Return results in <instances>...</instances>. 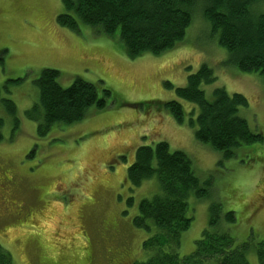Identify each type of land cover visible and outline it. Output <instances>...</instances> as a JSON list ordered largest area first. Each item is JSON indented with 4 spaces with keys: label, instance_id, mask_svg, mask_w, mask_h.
Listing matches in <instances>:
<instances>
[{
    "label": "rangeland",
    "instance_id": "374dc122",
    "mask_svg": "<svg viewBox=\"0 0 264 264\" xmlns=\"http://www.w3.org/2000/svg\"><path fill=\"white\" fill-rule=\"evenodd\" d=\"M200 6H193L182 42L158 55L129 58L117 33L104 35L80 20L77 30L60 26L61 0H0V244L14 264L144 260L146 235L131 219L157 182L132 188L125 177L136 148L160 140L184 151L200 179L209 182L207 197L188 198L192 219L179 255L194 250L211 200L221 213L233 211L229 232L235 241L264 238V75L228 63ZM202 64L216 75L214 83L203 85L206 98L218 86L243 94L248 106L239 114L251 130L262 132V141L241 145L225 158L194 139L187 120L198 108L178 99L175 87ZM45 68L60 72L63 87L79 77L96 84L100 95L109 90L105 108L90 106L79 121L38 130L39 121L27 112L38 100L35 81ZM4 99L14 103L13 110ZM172 99L182 105L184 124L161 107ZM248 260L259 264L252 251Z\"/></svg>",
    "mask_w": 264,
    "mask_h": 264
},
{
    "label": "trees",
    "instance_id": "16d2710c",
    "mask_svg": "<svg viewBox=\"0 0 264 264\" xmlns=\"http://www.w3.org/2000/svg\"><path fill=\"white\" fill-rule=\"evenodd\" d=\"M61 1L63 11L56 16L60 26L77 30L80 20L104 35L117 33L129 58L144 53L158 55L182 42L192 20L193 6L199 2L210 34L228 52V63L241 72L264 75V0ZM59 75L58 70L45 68L35 81L38 100L27 113L33 112L32 118L39 121L38 130L49 129L53 124L74 123L85 116L90 106L97 109L106 106L109 90L103 89L100 95L96 84L79 77L63 87L58 82ZM215 79L212 68L202 64L187 75L184 86L175 87V94L198 108L196 117L187 120L194 128V139L228 158L235 148L262 141L263 134L251 130L239 114L240 109L248 106L243 94L228 93L218 86L212 90V99L206 98L203 85L212 84ZM4 102L10 110L14 109L10 99ZM161 107L178 124L186 122L179 100L161 102ZM125 179L132 188L149 179L157 182L151 196L139 199L131 219L132 225L146 235L141 244L144 260L134 264H250L251 251L258 263L264 264V238L235 241L229 232V225L236 221L234 213L232 210L221 213L215 200L208 203V224L195 240L194 250L179 255L181 235L192 219L187 214L188 198L207 197L209 184L200 179L184 151L171 150L164 140L140 145ZM127 203H133L132 197ZM0 264H14L11 252L1 244Z\"/></svg>",
    "mask_w": 264,
    "mask_h": 264
}]
</instances>
